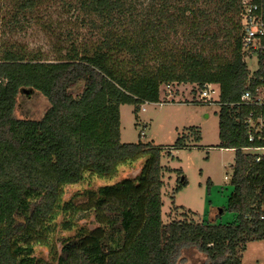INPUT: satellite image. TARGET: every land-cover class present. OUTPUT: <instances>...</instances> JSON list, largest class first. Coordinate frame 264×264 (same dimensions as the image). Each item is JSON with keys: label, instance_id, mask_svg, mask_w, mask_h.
I'll return each mask as SVG.
<instances>
[{"label": "trees", "instance_id": "16d2710c", "mask_svg": "<svg viewBox=\"0 0 264 264\" xmlns=\"http://www.w3.org/2000/svg\"><path fill=\"white\" fill-rule=\"evenodd\" d=\"M44 1L0 0V22L19 26ZM77 2L102 31L92 46L73 41L45 60L0 42V264H39L34 248L49 244L60 208L75 219L91 215L97 226L66 240L58 264H184L192 252L205 257L196 264H242L247 242L264 240V155L247 152L264 148V69L249 77L242 60L237 0ZM179 32L181 44L169 42ZM172 82L219 86L217 146L235 150L227 197L234 218L225 224L183 214L164 223L162 147L120 141L119 106L133 105L137 115L141 104L161 102L160 86ZM22 92L46 101L39 118L17 116ZM189 131L199 138L198 128ZM189 135L171 147H189ZM142 157L137 177L100 186L85 204H61L65 186L86 173L110 177Z\"/></svg>", "mask_w": 264, "mask_h": 264}, {"label": "rangeland", "instance_id": "374dc122", "mask_svg": "<svg viewBox=\"0 0 264 264\" xmlns=\"http://www.w3.org/2000/svg\"><path fill=\"white\" fill-rule=\"evenodd\" d=\"M77 1L45 0L33 14L25 19L21 17L22 24L16 27L5 24L6 20H3L0 22V42H15L45 60L56 59L73 41L79 47L92 46L102 31L90 22ZM136 1L138 8L148 2ZM94 22L97 25L101 20L94 18ZM181 33L171 35L169 42L181 44ZM219 43L223 50L228 46L223 39H219ZM148 59V64H153L152 56ZM212 87L215 91L211 101L199 100L200 88L196 84L176 82L168 89L164 84L161 85V102L141 104L137 115L133 112V105L119 106L121 142H151L162 147L161 218L164 223L182 218V214L194 221L221 224L230 222L233 218V213L227 210V197L233 188L230 177L235 150L217 146L219 86L213 83ZM80 90L81 87L78 91ZM259 97L264 100V87L260 88ZM46 106V101L37 92L31 95L22 92L18 98L16 113L19 117L39 118ZM193 127L198 128V139L189 135V130ZM186 135L190 136L186 140L189 147H171L176 144L178 137ZM247 152L264 155V148H252ZM145 160L142 157L120 164L116 173L110 177L86 173L80 182L65 186L61 204H85L89 192L96 191L100 186L137 177ZM213 213L216 219L210 220ZM79 214L75 215L79 219H75L70 209L67 212L61 208L58 210L52 221L53 232L50 234L49 244L36 245L34 248V256L39 264H58L62 244L66 240L75 238L83 228L93 229L97 226L93 216L80 217ZM68 220L71 221L70 224H67ZM246 245L241 259L249 263L241 260L242 264H264V240H251ZM187 258L184 264L200 263L205 257L192 252Z\"/></svg>", "mask_w": 264, "mask_h": 264}, {"label": "built area", "instance_id": "2783aa9c", "mask_svg": "<svg viewBox=\"0 0 264 264\" xmlns=\"http://www.w3.org/2000/svg\"><path fill=\"white\" fill-rule=\"evenodd\" d=\"M237 18L240 27V53L242 60L256 55L259 69H264V0H237ZM176 83V82H172ZM172 83L164 84L168 89ZM213 83H206L200 88L198 98L200 101H211L214 93ZM242 99L249 98L245 92ZM261 99L258 96V100ZM251 139V136L249 137ZM260 220L264 221V202L260 207Z\"/></svg>", "mask_w": 264, "mask_h": 264}, {"label": "water", "instance_id": "95a60500", "mask_svg": "<svg viewBox=\"0 0 264 264\" xmlns=\"http://www.w3.org/2000/svg\"><path fill=\"white\" fill-rule=\"evenodd\" d=\"M253 64V66H252ZM245 65L249 71V77H251L253 74H255L259 70L258 65V58L256 55H253L252 57L245 60ZM79 87H81V90H79ZM84 84L83 82H80L75 88H73L74 96H77L83 91Z\"/></svg>", "mask_w": 264, "mask_h": 264}, {"label": "crops", "instance_id": "0c3cea01", "mask_svg": "<svg viewBox=\"0 0 264 264\" xmlns=\"http://www.w3.org/2000/svg\"><path fill=\"white\" fill-rule=\"evenodd\" d=\"M193 85H194V83H192ZM218 95H219V93H218ZM211 217H213L212 219H210V220H215L216 219V215L214 216V213L211 215ZM233 218H234V213H233ZM233 218H232V220H233ZM231 220V221H232ZM246 248H247V245H246ZM245 251V250H244ZM243 251V252H244ZM242 258H243V253H242ZM242 260V259H241ZM243 261V260H242ZM243 263H249V262H246V261H243Z\"/></svg>", "mask_w": 264, "mask_h": 264}]
</instances>
